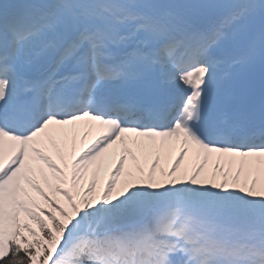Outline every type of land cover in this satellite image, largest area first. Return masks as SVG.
Instances as JSON below:
<instances>
[{"label":"snow or ice","instance_id":"6c2138e0","mask_svg":"<svg viewBox=\"0 0 264 264\" xmlns=\"http://www.w3.org/2000/svg\"><path fill=\"white\" fill-rule=\"evenodd\" d=\"M0 264H264V0L0 2Z\"/></svg>","mask_w":264,"mask_h":264},{"label":"bare ground","instance_id":"6f19581e","mask_svg":"<svg viewBox=\"0 0 264 264\" xmlns=\"http://www.w3.org/2000/svg\"><path fill=\"white\" fill-rule=\"evenodd\" d=\"M179 150V145H174V147H173V150H172V158H174L175 157V154H176V152ZM117 159V157H115V156H113L112 155V150L111 149H109V153H107L106 154V156H105V166L104 167H109L108 165V163H110L111 161L112 162H115V160ZM216 159H221V160H223V158H218V157H212L210 160H209V162H208V166H207V174L209 175V176H211V167H212V164L214 163V161L216 160ZM161 161L162 162H165V164L167 163V161L165 160V158H164V155L163 154H161ZM142 163H144V161H142ZM114 166V165H113ZM111 170V167H109V169H108V172ZM101 173H103L104 174V176H105V174H107L105 171H102ZM101 173H100V175H101ZM217 179L219 180L220 179V176H219V174H217Z\"/></svg>","mask_w":264,"mask_h":264},{"label":"rangeland","instance_id":"374dc122","mask_svg":"<svg viewBox=\"0 0 264 264\" xmlns=\"http://www.w3.org/2000/svg\"><path fill=\"white\" fill-rule=\"evenodd\" d=\"M0 2H5V0H0ZM95 136H96V135H95ZM77 138H78V139H77L78 142H76V143H77V145H78V150H76V151L79 152L80 149H81L82 147H84V146L87 145V142L81 140V138H80L79 136H78ZM188 159H191V158H187L186 161H185V163H187V160H188ZM109 167H111V169H112L113 166H112V165H109ZM109 167H104L103 171H105L107 174H105V176H104V174L101 173V175H100L101 180H104V179L107 177ZM97 190H99V187H98Z\"/></svg>","mask_w":264,"mask_h":264}]
</instances>
